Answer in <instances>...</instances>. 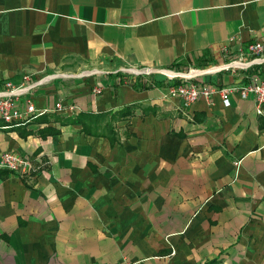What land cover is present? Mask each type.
I'll return each mask as SVG.
<instances>
[{
  "label": "crops",
  "instance_id": "0c3cea01",
  "mask_svg": "<svg viewBox=\"0 0 264 264\" xmlns=\"http://www.w3.org/2000/svg\"><path fill=\"white\" fill-rule=\"evenodd\" d=\"M255 41L264 0H0V90L43 79L17 106L48 109L0 128L34 165L0 166V264H264V107L130 70L244 83L264 51L222 65Z\"/></svg>",
  "mask_w": 264,
  "mask_h": 264
},
{
  "label": "built area",
  "instance_id": "2783aa9c",
  "mask_svg": "<svg viewBox=\"0 0 264 264\" xmlns=\"http://www.w3.org/2000/svg\"><path fill=\"white\" fill-rule=\"evenodd\" d=\"M264 51V43L255 41L249 43L247 49L234 56L229 62L222 65V69L249 68L254 63L263 60L262 52ZM252 56V59L249 57ZM248 58V59H247ZM220 68V67H218ZM132 73H153L161 71L165 73L169 79V95L177 96L181 99L182 106L186 109L192 106L196 101L205 97L210 99L214 94H218L225 106L232 104L233 98L247 99L253 97L257 103L258 111L261 113L264 107V77L257 74H249L247 81L244 83H234L221 87H213L199 80L198 74L175 72L169 69L161 68H130ZM168 71L173 72L168 73ZM195 72V71H194ZM178 79V82L175 80ZM43 82V79L30 81V75H23V81L20 84H15L12 81L5 83V89L0 90V128H7L13 125H20L28 122L35 116L42 115L48 109L39 110L33 96L27 97V107L25 110L19 109L17 100L25 95H28L36 85ZM56 107L61 109L62 104L57 103ZM40 163H43L41 159ZM239 164V161L236 163ZM0 166L16 172L21 176H25L34 170L33 160L29 157H24L14 151H5L1 155ZM115 264H132L129 260H121Z\"/></svg>",
  "mask_w": 264,
  "mask_h": 264
},
{
  "label": "trees",
  "instance_id": "16d2710c",
  "mask_svg": "<svg viewBox=\"0 0 264 264\" xmlns=\"http://www.w3.org/2000/svg\"><path fill=\"white\" fill-rule=\"evenodd\" d=\"M134 85H136V84H134ZM143 86H145V85H142L140 87L142 88ZM131 108H133V107H125L123 110L116 112L112 116L114 117L115 120L123 119V118L127 117L128 115H130L132 113V109ZM71 121L73 123H81V122H83V121H81V119H78V118L77 119L76 118H72ZM84 126H85V123H84ZM111 129L114 130V128L112 126H111ZM8 172H10V171H8ZM0 175H3V174H1V171H0ZM4 176H6V174Z\"/></svg>",
  "mask_w": 264,
  "mask_h": 264
},
{
  "label": "bare ground",
  "instance_id": "6f19581e",
  "mask_svg": "<svg viewBox=\"0 0 264 264\" xmlns=\"http://www.w3.org/2000/svg\"><path fill=\"white\" fill-rule=\"evenodd\" d=\"M168 73H171V74H172L173 72H171V71H168Z\"/></svg>",
  "mask_w": 264,
  "mask_h": 264
}]
</instances>
